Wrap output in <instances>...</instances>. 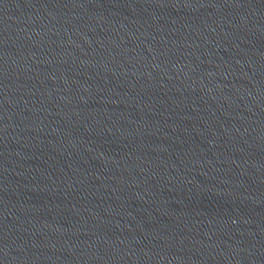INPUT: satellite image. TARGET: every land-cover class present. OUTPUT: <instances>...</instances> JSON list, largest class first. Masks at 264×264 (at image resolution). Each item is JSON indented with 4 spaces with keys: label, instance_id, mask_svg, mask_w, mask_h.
<instances>
[{
    "label": "water",
    "instance_id": "water-1",
    "mask_svg": "<svg viewBox=\"0 0 264 264\" xmlns=\"http://www.w3.org/2000/svg\"><path fill=\"white\" fill-rule=\"evenodd\" d=\"M0 264H264V0H0Z\"/></svg>",
    "mask_w": 264,
    "mask_h": 264
}]
</instances>
